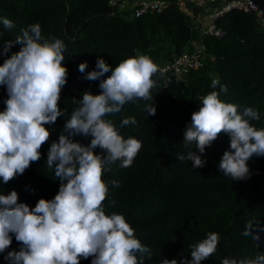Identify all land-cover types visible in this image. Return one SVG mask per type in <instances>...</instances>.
Segmentation results:
<instances>
[{
	"label": "trees",
	"instance_id": "trees-1",
	"mask_svg": "<svg viewBox=\"0 0 264 264\" xmlns=\"http://www.w3.org/2000/svg\"><path fill=\"white\" fill-rule=\"evenodd\" d=\"M109 1L0 0V17H8L15 25L9 30L0 24V64L7 58L5 42L15 40L22 29L38 22L46 38L64 42L68 69L59 101L65 112L55 124L46 125L51 135L41 148V159L7 184L0 180V194L16 190L19 202L34 208L39 199H53L58 193L60 182L55 166L46 163L47 153L51 143L58 141L72 110L78 107L74 101L81 99L84 91H101L99 80L85 79L99 58L113 69L137 55H147L154 63L164 65L183 51H191L194 41L203 40L207 55L201 68L170 84L157 73L152 100L129 102L121 113L106 117L118 128L124 117H135L136 125L119 130L125 138L139 139L142 147L130 167L121 168L117 162L110 173H104L105 181L119 183L118 187L109 184L103 202L105 211L122 214L136 237L151 249L152 258H145L144 264H160L164 258L176 259L178 264L190 260L192 246L209 232L218 233L220 240L216 252L201 264H222L224 258L239 262L264 254V156L249 159L250 178L245 180H232L219 169L224 152L230 148V137L225 133L206 148L204 167L194 169L191 161H179L177 157L186 156L190 149L198 153L194 144L183 143L185 129L192 113L201 107L202 98L221 86L228 89L220 94L223 101L240 105L239 111L244 107L258 110L260 120L251 123L264 127V29L256 15L234 10L218 18L217 27L225 29L226 35L217 38L195 28L194 18L178 0H168L161 12L129 19L120 11L113 12ZM188 5L198 11L197 6ZM19 48L13 44L8 56ZM82 62L88 65L85 73L79 71ZM109 75L111 72L103 78ZM216 78L220 85L213 89L211 81ZM7 98L6 87L0 86V111L5 109ZM146 104L156 106L155 115H147ZM73 139L87 145L92 137L78 135ZM101 151L96 149L98 154ZM250 219H256L259 225V240L242 235ZM20 248L13 235L12 244L0 253V264H10L5 259L7 253ZM92 259L81 258L80 264H91Z\"/></svg>",
	"mask_w": 264,
	"mask_h": 264
},
{
	"label": "clouds",
	"instance_id": "clouds-1",
	"mask_svg": "<svg viewBox=\"0 0 264 264\" xmlns=\"http://www.w3.org/2000/svg\"><path fill=\"white\" fill-rule=\"evenodd\" d=\"M0 24L13 29L14 22L0 17ZM13 44L20 45L12 52ZM66 46L61 39L46 38L41 25L33 23L21 30L15 40L4 44L7 58L0 64V86H5L8 98L0 111V180L7 184L22 175L33 162L41 159V148L49 141L51 129L64 114L59 101L68 80L65 65ZM88 65L82 62L79 71L85 73ZM111 75L105 77L106 73ZM164 71L147 55L130 56L114 69L102 57L85 79L99 80L101 91L94 94L84 91L74 101L78 107L66 120L58 141H53L46 163L55 166L59 191L53 199L41 198L35 207L19 202V193L12 190L0 194V253L12 244V237L21 244L19 251H9L5 259L10 264H80L81 258L92 257L91 264H144L152 258L151 249L135 235V230L122 214H106L104 201L109 184L118 187L117 181H105L119 162V167H130L142 147L135 137L125 138L120 128L136 125L135 117H124L119 128L106 118L122 112L125 104L153 99L154 79ZM220 85L212 79L211 87ZM227 86L211 91L202 98L201 107L192 113L191 123L184 132L183 143L195 145L198 153L189 150L178 155L187 159L192 167L206 164L203 154L221 133L230 137V148L219 163V169L232 180L250 178L248 161L264 156V127L257 128L251 121H259L258 110L228 103L220 98ZM156 106L146 104L148 116L156 114ZM92 137L85 145L75 136ZM102 151L98 154L96 149ZM112 203H115L112 201ZM256 219H250L242 235L259 240ZM220 237L209 232L207 237L192 246L191 259L180 264H201L217 250ZM160 264H178L176 259L164 258ZM222 264H264V254L255 258H224Z\"/></svg>",
	"mask_w": 264,
	"mask_h": 264
},
{
	"label": "built area",
	"instance_id": "built-area-1",
	"mask_svg": "<svg viewBox=\"0 0 264 264\" xmlns=\"http://www.w3.org/2000/svg\"><path fill=\"white\" fill-rule=\"evenodd\" d=\"M168 0H110L109 5L113 8V12L120 11L123 14L131 11L132 16L140 17L150 12H161L167 5ZM178 4L192 16L195 17V11L189 8L188 4L199 7V11L204 12L203 17H199L198 22H202L201 26L195 23V28L200 29L202 34H210L217 38L226 35V30L217 27L218 18L227 13L238 10L256 15L261 28L264 29V0H178ZM208 13V14H205ZM191 51L185 50L174 59L158 65L159 69L164 71L165 83L183 79L185 75L193 70H197L204 65V58L207 55V47L203 40L193 42Z\"/></svg>",
	"mask_w": 264,
	"mask_h": 264
},
{
	"label": "rangeland",
	"instance_id": "rangeland-1",
	"mask_svg": "<svg viewBox=\"0 0 264 264\" xmlns=\"http://www.w3.org/2000/svg\"><path fill=\"white\" fill-rule=\"evenodd\" d=\"M129 12H130V11L128 10V13H129ZM205 14H208V13H205ZM123 17H124L125 19H129V18L132 17V15H131V14H123ZM194 22H195V23L197 22V25H198V26H201L202 23H203L204 21H202V22H198V21L194 18Z\"/></svg>",
	"mask_w": 264,
	"mask_h": 264
},
{
	"label": "crops",
	"instance_id": "crops-1",
	"mask_svg": "<svg viewBox=\"0 0 264 264\" xmlns=\"http://www.w3.org/2000/svg\"><path fill=\"white\" fill-rule=\"evenodd\" d=\"M199 7H198V11L196 12L195 11V13H194V15H195V17H197V20L199 19V17L201 18V17H203V15H204V12H202V11H199ZM203 14V15H202ZM192 17V16H191ZM195 23V22H194Z\"/></svg>",
	"mask_w": 264,
	"mask_h": 264
}]
</instances>
